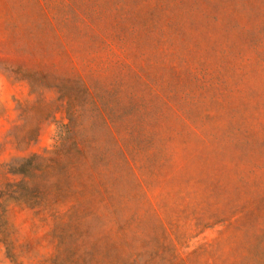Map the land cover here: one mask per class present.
Segmentation results:
<instances>
[{
    "label": "rangeland",
    "instance_id": "obj_1",
    "mask_svg": "<svg viewBox=\"0 0 264 264\" xmlns=\"http://www.w3.org/2000/svg\"><path fill=\"white\" fill-rule=\"evenodd\" d=\"M72 71L122 148L85 116L92 170L0 209V264H264V0H0V165L54 151L28 76Z\"/></svg>",
    "mask_w": 264,
    "mask_h": 264
},
{
    "label": "trees",
    "instance_id": "obj_2",
    "mask_svg": "<svg viewBox=\"0 0 264 264\" xmlns=\"http://www.w3.org/2000/svg\"><path fill=\"white\" fill-rule=\"evenodd\" d=\"M38 74L28 76L32 87L36 90L44 84L54 87L67 103L69 122L60 125L53 152L16 157L0 165L3 180L0 209L3 212H8L12 204L26 209H36L48 202L55 204L71 192L76 173L92 170L90 156L95 145L94 139L86 135L90 128L83 124L85 116L108 128L113 137L117 133L118 140L119 130L112 127L114 122L103 107V98L92 89L85 76L74 71L60 75L57 72ZM117 142L122 148L119 140ZM11 176L19 180L11 181Z\"/></svg>",
    "mask_w": 264,
    "mask_h": 264
}]
</instances>
